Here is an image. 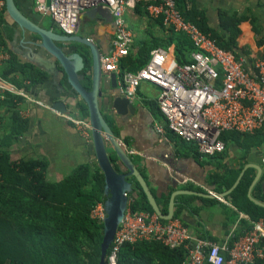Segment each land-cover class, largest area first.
<instances>
[{"label": "crops", "instance_id": "obj_1", "mask_svg": "<svg viewBox=\"0 0 264 264\" xmlns=\"http://www.w3.org/2000/svg\"><path fill=\"white\" fill-rule=\"evenodd\" d=\"M15 2L32 20L44 27L50 26L58 30L50 16L34 9L33 0ZM191 5L204 13L210 26L217 25L219 9L229 13L253 15L260 24L264 37V7L259 6L257 0H190L187 6ZM157 19L159 18L150 17L146 11L142 14L134 8L127 11L126 20L132 33L128 54L143 48V60L146 62L151 50L159 47L166 51L168 58L176 61L174 42H168L170 28L164 27ZM89 22L93 23L90 29L87 27ZM107 23L109 22L101 19L90 20L82 13L78 25L83 34L101 45L103 54L110 50L107 37L113 36L112 27ZM239 29L236 43L246 53L240 55L249 59L254 55L263 56L264 45L255 43L250 23L241 21ZM6 33V47L2 46L8 52L9 59L44 71L47 78L31 83L20 72L14 76L9 74L5 78L1 75L5 61L0 64L2 147L14 160L21 157L44 158L47 162L45 175L53 181L60 179L79 163L88 162L95 166L87 138L67 118V115L87 117L80 110V105L84 102L65 85L62 76L50 74L33 62V55L36 53L47 58L49 55L33 43L29 32L19 31L16 34L13 27H8ZM186 37L189 39L187 35ZM154 41H158L157 47L148 49L142 45L148 46ZM189 41L191 42L190 39ZM188 57L190 61V53ZM126 58L121 60L122 63ZM116 80L115 74V83ZM109 83V78L104 75L103 95L100 99L103 114L110 118L113 130L146 179L159 208L166 202L168 209L169 196L175 191L170 219H177L185 225L191 236L190 242L195 237H207L218 244L229 243L247 232L254 221L261 219L264 224L262 217L256 220L251 217V214L258 211L254 205L264 208L263 139L253 137L254 132L236 138L227 131L222 151L201 154L196 150L194 142H184L167 128L157 105V86L141 82L131 100L134 111L121 115L106 105L104 89ZM57 100L63 101V112L52 107V103ZM14 114L17 116L13 118ZM155 126H160L161 130H156ZM11 131L13 133L9 134ZM243 179L247 181L246 189L233 194V189ZM226 182L231 183L225 186ZM258 244L264 246V238ZM258 261L264 263L263 260L256 259Z\"/></svg>", "mask_w": 264, "mask_h": 264}, {"label": "built area", "instance_id": "obj_2", "mask_svg": "<svg viewBox=\"0 0 264 264\" xmlns=\"http://www.w3.org/2000/svg\"><path fill=\"white\" fill-rule=\"evenodd\" d=\"M144 2L146 13L160 18L162 25L186 34L192 42L190 61L177 63L168 58L162 48L151 50L140 68L122 70L120 63L130 50L132 33L127 24V11L137 2ZM37 11L48 12L57 29L65 35L74 34L80 16L97 6L109 9L114 26L110 50L100 56L104 75H117L120 94L132 100L143 81L158 87L157 105L167 128L184 142H194L201 154L224 149L221 134L227 131L252 133L264 124V57L250 59L236 56L220 47L192 21L184 19L174 0H33ZM4 1L0 0V11ZM9 59L0 44V64ZM76 129L88 138L87 117L69 116ZM161 130L160 126H155ZM127 199L105 256V264H117V252L125 242L157 240L168 247L183 246L187 256L182 264H264V238L261 219L231 242L218 244L207 237L190 234L177 219L162 221L155 212L135 210ZM90 216L102 219L103 203L98 201L90 209Z\"/></svg>", "mask_w": 264, "mask_h": 264}, {"label": "trees", "instance_id": "obj_3", "mask_svg": "<svg viewBox=\"0 0 264 264\" xmlns=\"http://www.w3.org/2000/svg\"><path fill=\"white\" fill-rule=\"evenodd\" d=\"M188 1L190 0H174L175 7L184 19L195 23L205 34L214 38L220 47L232 51L236 56L246 54L236 43L240 31L239 23L244 20L251 25L255 43L264 45L261 26L253 15L229 13L219 9L217 25L210 26L204 13L193 5L188 7ZM257 4L264 7V0H257ZM133 8L140 14L144 13V2H137ZM157 20L162 24L160 18ZM10 23L3 7L0 11V44L4 47L8 40L6 30L11 27ZM169 31L168 42H174L176 62L189 61L188 54L193 49L191 42L184 33L174 32L172 29ZM158 44V41H154L148 46L142 45L150 49ZM144 51L143 48L131 51L124 62L121 61V69L134 71L144 65ZM261 55L264 56V47ZM88 69L89 65H86L81 71V83L90 89V74L86 72ZM17 72L22 73L31 83L47 78L44 71L18 64L12 58L6 60L1 75L6 78ZM63 81L65 82L64 78ZM80 110L82 115L87 116L84 103H81ZM15 114L13 118L17 116ZM104 116L113 129L110 118L105 114ZM114 132L116 133L115 130ZM228 132L236 138L249 135ZM228 132L221 134L222 141ZM253 135L264 140V125L254 131ZM108 154L115 169L119 170L115 153ZM46 168L47 162L44 158L21 157L14 160L0 144V264H98L102 221L91 217L89 213L96 202L103 203L106 198L101 170L97 165L91 166L88 162H82L60 179L53 181L46 177ZM127 179L132 185L131 191L127 192L130 207L153 212L137 180L133 176H128ZM230 183L226 182L225 186ZM246 186L247 181L243 179L232 193L244 191ZM254 206L258 211L251 214V217L254 220L262 217L264 220V208ZM160 209L163 213L166 212V202ZM186 256V250L181 245L170 248L160 241L144 239L123 243L119 247L116 260L117 264H182Z\"/></svg>", "mask_w": 264, "mask_h": 264}, {"label": "water", "instance_id": "obj_4", "mask_svg": "<svg viewBox=\"0 0 264 264\" xmlns=\"http://www.w3.org/2000/svg\"><path fill=\"white\" fill-rule=\"evenodd\" d=\"M3 1L5 15L11 22L10 26L16 30V34L19 31L29 32L30 37L34 40L33 43L49 55L47 58L36 53L33 55V62L39 64L50 74L62 76L65 79V85L85 103L89 123L87 141L92 148L95 163L103 174V193L106 195L103 202L104 214L101 219L102 236L98 258V264H105L109 244L126 208L127 192L132 189L131 181L127 179L128 176H133L137 180L153 212L162 219L172 217L175 191L169 196L167 212L163 213L143 174L136 167L105 118L100 105L104 76L100 67V56L103 54L101 45L87 34H83L79 26L74 34L65 35L29 18L17 6L15 0ZM39 12L49 16L48 12ZM84 15L90 20L112 21L109 9L102 6L87 9ZM92 24V22L87 23V27L90 29ZM86 65H89L86 72L90 74V89L85 88L81 83L83 78L81 71ZM107 77L110 80L109 85L104 89L106 90L104 94L107 107L121 115L132 113L135 107L127 97L118 92L115 73L111 72ZM52 107L61 112L65 110V105L61 100L54 101ZM107 145H110L116 155L115 162L119 170L115 169L110 160L106 149Z\"/></svg>", "mask_w": 264, "mask_h": 264}, {"label": "flooded vegetation", "instance_id": "obj_5", "mask_svg": "<svg viewBox=\"0 0 264 264\" xmlns=\"http://www.w3.org/2000/svg\"><path fill=\"white\" fill-rule=\"evenodd\" d=\"M110 27H112V31L114 30V26H113V23H112V21L111 22H109V23H107ZM111 38H112V36H110V37H107V39H108V43H109V45H110V43H111Z\"/></svg>", "mask_w": 264, "mask_h": 264}, {"label": "rangeland", "instance_id": "obj_6", "mask_svg": "<svg viewBox=\"0 0 264 264\" xmlns=\"http://www.w3.org/2000/svg\"><path fill=\"white\" fill-rule=\"evenodd\" d=\"M47 17H49V16H47ZM150 86H151V85H150ZM106 149H107V151H108L110 154L113 155V151H112V148L110 147V145H107V146H106Z\"/></svg>", "mask_w": 264, "mask_h": 264}]
</instances>
